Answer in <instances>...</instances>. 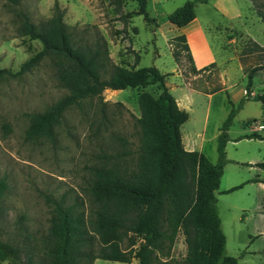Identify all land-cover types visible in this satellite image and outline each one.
<instances>
[{
	"label": "trees",
	"instance_id": "trees-1",
	"mask_svg": "<svg viewBox=\"0 0 264 264\" xmlns=\"http://www.w3.org/2000/svg\"><path fill=\"white\" fill-rule=\"evenodd\" d=\"M6 1L14 5L18 36L38 41L41 50L16 71L0 68V82L30 72L49 58L60 86L67 90L42 112L32 114L25 130L28 140L53 138L55 126L68 109L86 98H100L109 89L140 91L141 116L134 167L129 168L126 158L92 167L93 212L85 214L77 203L49 198L51 223L44 255L22 257L15 244L0 237V264H93L95 259L131 262L133 258L137 264H240L227 252L215 194L226 162L227 129L235 111L228 114L217 136L218 160L213 162L200 152L187 150L180 127L188 113L179 109L157 67L136 69L114 63L102 36L93 33L84 40L68 30L57 2L52 15L37 25L18 7L19 0ZM116 1L119 5L120 0ZM135 1L136 15L157 23L147 11V1ZM207 1L186 0L165 20L184 26L195 18L196 5ZM173 44L179 58L180 50L187 49L185 37H175ZM256 69L250 71L249 78ZM150 87L155 88V94L147 90ZM253 99L264 105V95ZM257 165L264 169V162ZM7 188L0 178V197ZM178 233L183 234L187 251L183 258L175 259L172 247Z\"/></svg>",
	"mask_w": 264,
	"mask_h": 264
},
{
	"label": "rangeland",
	"instance_id": "rangeland-1",
	"mask_svg": "<svg viewBox=\"0 0 264 264\" xmlns=\"http://www.w3.org/2000/svg\"><path fill=\"white\" fill-rule=\"evenodd\" d=\"M177 1L170 0L167 7L164 0L159 9L161 15H166ZM55 2L63 9L68 30L78 38L88 40L97 33L105 39L114 63L138 69L155 64L163 67L170 61L167 45L151 32L156 22L136 16L135 0H120L119 5L116 0H19L18 7L33 23L41 25L52 15ZM184 2L180 0L179 6ZM13 7L0 0V68L16 71L22 62L41 50V44L18 36ZM148 9L149 15L154 16V6ZM247 17V30L257 39H264V7L256 6ZM257 46L248 40L244 52L251 53L252 64L261 69L264 49ZM147 90L156 93L154 87ZM66 93L49 58L42 59L30 72L0 82V178L8 185L0 197V237L15 244L22 257L31 255L37 259L44 255L51 223L49 198L64 204L77 203L78 210L91 214L95 209L90 194L92 167L111 159L123 162L126 158L132 169L138 159L141 116L138 90L109 89L100 98H86L64 113L63 120L55 126L53 138L28 140L25 130L32 114L42 112ZM262 111L258 101L250 99L240 118L246 123L248 117L264 123ZM229 193L217 190L216 205L224 222L227 249L235 254L243 243L245 227L239 225L233 209L227 210L230 199L236 200V193L240 192ZM229 226L239 229L233 233ZM122 246L125 248L126 242ZM186 251L183 234L178 233L172 257L183 258ZM133 259L131 262L95 259L93 264H137ZM251 264H264V253Z\"/></svg>",
	"mask_w": 264,
	"mask_h": 264
},
{
	"label": "crops",
	"instance_id": "crops-1",
	"mask_svg": "<svg viewBox=\"0 0 264 264\" xmlns=\"http://www.w3.org/2000/svg\"><path fill=\"white\" fill-rule=\"evenodd\" d=\"M146 1L147 11L154 6L155 14L151 17L157 21L151 32L161 37L171 55L163 67L154 66L165 75V85L179 109L188 113L180 127L183 147L200 152L213 162L218 160L217 136L228 114L235 111L227 129V160L218 190L240 192L236 193V200L230 199L227 210H234L233 216L245 227V237L235 254H230L224 233L226 249L240 264H251L264 253V169L257 165L264 162V128L258 130L252 117H248L247 123L242 121L240 114L250 99L264 95V68L259 65L261 69L257 68L249 78L256 65L252 64L251 53L244 52L248 40L264 49V39H257L247 30L249 12L255 11L256 6L264 7V0H208L206 4H197L195 18L181 27L165 20L179 7L180 0L166 15L159 12L164 0ZM181 35L187 49H181L176 58L174 50L178 48L173 40ZM157 53L161 59L160 51ZM258 103L264 111V105ZM237 186L240 187L230 191ZM221 225L223 229V219ZM238 226H229L228 230L234 233Z\"/></svg>",
	"mask_w": 264,
	"mask_h": 264
},
{
	"label": "built area",
	"instance_id": "built-area-1",
	"mask_svg": "<svg viewBox=\"0 0 264 264\" xmlns=\"http://www.w3.org/2000/svg\"><path fill=\"white\" fill-rule=\"evenodd\" d=\"M254 125H255V127H256L258 130L264 128V123H262L261 121H258V120L254 121Z\"/></svg>",
	"mask_w": 264,
	"mask_h": 264
}]
</instances>
